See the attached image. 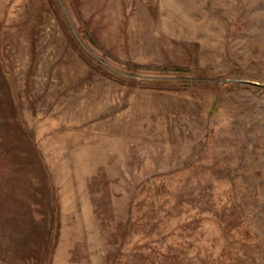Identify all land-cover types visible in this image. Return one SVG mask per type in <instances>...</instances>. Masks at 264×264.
Returning <instances> with one entry per match:
<instances>
[{"label":"rangeland","instance_id":"1","mask_svg":"<svg viewBox=\"0 0 264 264\" xmlns=\"http://www.w3.org/2000/svg\"><path fill=\"white\" fill-rule=\"evenodd\" d=\"M0 264H264V0H0Z\"/></svg>","mask_w":264,"mask_h":264},{"label":"trees","instance_id":"2","mask_svg":"<svg viewBox=\"0 0 264 264\" xmlns=\"http://www.w3.org/2000/svg\"><path fill=\"white\" fill-rule=\"evenodd\" d=\"M79 33L82 34V38H83V39H87V38H88L87 33H86V30H79ZM10 142H11V141H10Z\"/></svg>","mask_w":264,"mask_h":264}]
</instances>
